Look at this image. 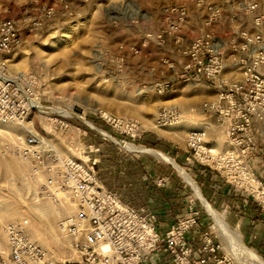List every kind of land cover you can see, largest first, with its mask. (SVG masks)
I'll return each instance as SVG.
<instances>
[{
	"label": "rangeland",
	"instance_id": "374dc122",
	"mask_svg": "<svg viewBox=\"0 0 264 264\" xmlns=\"http://www.w3.org/2000/svg\"><path fill=\"white\" fill-rule=\"evenodd\" d=\"M208 1L219 10L220 18L206 27L207 15L190 0H0V19L13 21L21 39L18 48L0 59L5 62L2 72L26 86L34 103L50 111L41 113L33 109L23 123H0V264H12L5 236L8 225L21 226L24 234L54 263L78 259L70 237L59 228V222L71 215L74 207L68 202L60 201L57 205L38 197L41 176H33L32 163L14 154L29 134H37L59 159H90L95 151H82L81 146H117L113 142L121 140L140 148L170 146L178 168L188 179L194 178L187 170L190 165L198 172L207 169L219 175L199 164L186 147L190 131H203L208 124H214L215 120L204 113L203 104L214 101L216 89L203 79L188 82L176 65L169 67L175 58L171 42L168 37L163 44L157 39V34L167 31L168 26L162 13L175 5L185 7L187 18L179 28L184 43L199 38L203 32L218 40L227 66L223 76L229 81L240 79L242 62L248 60L246 51H227L234 34L243 31L264 35V26L253 25L243 0ZM43 7L52 10V16L44 21L40 19ZM257 15L264 16L263 5ZM238 45L242 46V42L238 41ZM161 59L168 60V64ZM182 59L177 58L184 63ZM163 83L168 87L161 91L157 86ZM163 110H167L165 115L159 116ZM90 127L115 140L112 142ZM218 137L216 132L207 131L202 146L230 150L226 141ZM255 156L247 161L248 168L254 180L261 179L264 187L261 145ZM182 179L178 177V205L183 212L178 213L171 226L194 222L184 235L192 249L191 258L200 256L207 234L220 248L218 257L228 264L252 263L238 251L233 235H226L219 227L220 218L235 230L242 246L264 263V210L254 189L243 183L235 187L222 178L241 192L242 202L257 208L252 214L243 210L223 214L199 195L202 184L190 180L192 187ZM189 190L192 193H186ZM258 191L263 189L259 187ZM185 193L194 195L193 202L188 201L187 205L181 201L185 200ZM195 230L200 234L197 246L186 238Z\"/></svg>",
	"mask_w": 264,
	"mask_h": 264
},
{
	"label": "built area",
	"instance_id": "2783aa9c",
	"mask_svg": "<svg viewBox=\"0 0 264 264\" xmlns=\"http://www.w3.org/2000/svg\"><path fill=\"white\" fill-rule=\"evenodd\" d=\"M190 1L207 15L206 27L219 20V10L208 0ZM243 4L253 25L263 27L264 16L257 13L260 5L264 7V0L251 3L243 0ZM162 15L167 21V31L159 32L157 39L160 44L166 37L171 42L175 58L169 67L176 65L188 82L201 79L210 82L217 92L214 101L203 104L204 113L215 120V126L208 124L203 131H190L186 136V147L199 164L216 171L226 182L236 187L237 183L245 185L251 179L258 184L257 189L260 187L264 191L261 179L254 180L247 162L255 156L259 145L264 148V35L243 31L234 34L227 51H246L248 60L242 62L240 79L229 81L223 76L227 66L223 62V47L216 38L207 32L188 43L181 38L179 28L187 18L185 7L175 5L165 9ZM51 16V9H41L40 19L44 21ZM36 25L40 26V22ZM238 41L242 46L239 47ZM20 43L16 24L0 19V59L18 48ZM161 62L167 65L169 61L161 59ZM4 64L0 62V123L20 124L34 109L25 96L29 97L30 91L26 86L19 90L14 82L8 81L10 77L2 72ZM167 87L165 83L157 86L161 91ZM166 111L159 116H164ZM207 131L216 132L230 150L217 151L202 146ZM81 148L94 152L99 146ZM14 154L32 163L33 176H41L38 197L57 205L61 204L60 201L68 202L74 207V212L59 222V228L70 237L78 259L54 263L24 234L21 226L8 225L5 236L12 264H141L144 256L158 249L170 256L172 264H228L218 257L220 248L207 234L200 256L194 260L191 258L192 249L184 237L193 226L191 220L174 224L161 236L155 230L154 215L131 208L104 188L88 157L59 159L51 146L37 134H29ZM259 203L264 210V201Z\"/></svg>",
	"mask_w": 264,
	"mask_h": 264
},
{
	"label": "crops",
	"instance_id": "0c3cea01",
	"mask_svg": "<svg viewBox=\"0 0 264 264\" xmlns=\"http://www.w3.org/2000/svg\"><path fill=\"white\" fill-rule=\"evenodd\" d=\"M141 148L146 151H155L177 165V157L172 155L170 146H154V149ZM90 160L106 190L114 193L122 203L131 208L141 209L145 214L154 215L155 230L161 236L170 229L178 213L183 212L179 210L178 205L180 186L178 177L181 179L182 177L178 175L174 165L149 153L127 151L118 145L113 146L106 143L99 146ZM255 161L261 164L258 159ZM187 170L194 177H189L193 184H195L194 181L202 184V191L199 190V195L202 194L214 210L223 214H228L231 211L240 213L242 210L250 211L251 214L257 212L254 205L248 206L247 202H242L239 199L242 196L241 192L228 186L219 175L207 169L198 172L191 165ZM188 187L190 186L188 185ZM190 189L193 191L191 187ZM188 192L191 191L186 193ZM186 193L184 194L185 200L182 198L181 201H185L187 205L188 201L193 202L194 195ZM196 231L188 233L186 237L187 241L194 246H197L200 240V234ZM141 264H172V262L170 256L163 249H158L154 253L144 256Z\"/></svg>",
	"mask_w": 264,
	"mask_h": 264
},
{
	"label": "bare ground",
	"instance_id": "6f19581e",
	"mask_svg": "<svg viewBox=\"0 0 264 264\" xmlns=\"http://www.w3.org/2000/svg\"><path fill=\"white\" fill-rule=\"evenodd\" d=\"M5 80V79H4ZM9 82H14L16 85H17V87L19 88V90H22V83H20V82H18V81H16V79H13V78H10L9 80H8ZM26 97H27V99H28V104H29V106L30 107H32V108H34L35 110H37L38 112H43V113H48V112H50V111H48L47 109H44V108H42V107H40V105H37V103H34V99H32L31 97H28L27 95H25ZM59 113H61V112H59ZM67 114V113H66ZM65 114V115H66ZM116 144H118V145H120V147H122V148H124L125 150H127V151H132V152H136V151H141V152H145V153H149V154H151V155H153V156H155V157H157V158H160V159H162L163 161H166V162H168L169 164H172V165H174V167L177 169V172L186 180V182L187 183H189V184H191L192 185V187H193V184L191 183V181H190V179H188L187 178V176H186V174L180 169V168H178V167H176V165L170 160V159H168V158H164L163 156H161L159 153H157V152H154V151H146V150H144L143 148H140V147H137V146H131L130 144H127V143H124V142H117L116 141ZM245 184H247V185H249V188L251 187V188H253L254 189V191H253V193H255L256 195H258V196H260L259 198L258 197H255L253 194V196L255 197V198H257L258 200H260V201H264V191L263 192H259L258 191V189H257V187H258V184L255 182V181H253V180H251V179H249V181L248 182H246ZM195 188V187H194ZM246 188H247V186H246ZM248 191V190H247ZM249 192V191H248ZM250 193V192H249ZM261 198V199H260ZM210 211V210H209ZM217 220H218V218H217ZM219 225H221V226H219V227H221V229H224V231H225V233L226 232H229V234L228 233H226V235L228 234V235H233V237H231L235 242V245H236V247L237 248H239V252L245 257V259H247V260H249V262H252L251 264H264L258 257H256L252 252H250L249 250H247V249H245L243 246H242V244H241V242H240V239H239V237H238V234L235 232V230H233V229H230L226 224H224V222L219 218ZM218 225V224H217ZM222 237V236H221ZM220 237V238H221ZM228 237V236H227ZM237 238V239H236ZM222 239V238H221ZM224 239H227L226 237L224 238ZM229 240V239H228ZM231 247V246H230ZM227 249H229V248H227ZM233 249V248H232ZM237 251V250H236ZM234 257V256H233ZM235 258H236V256H235ZM244 263V262H243Z\"/></svg>",
	"mask_w": 264,
	"mask_h": 264
},
{
	"label": "water",
	"instance_id": "95a60500",
	"mask_svg": "<svg viewBox=\"0 0 264 264\" xmlns=\"http://www.w3.org/2000/svg\"><path fill=\"white\" fill-rule=\"evenodd\" d=\"M86 126H88V125H86ZM89 127V126H88ZM90 129L91 130H93L95 133H97V134H99V135H101V136H103V135H105V136H103V137H107L109 140L111 139V141L113 142V140H115V139H113L112 137H108L106 134H104L103 132H101L100 130H98V129H96V128H91L90 127ZM103 134V135H102ZM117 142H122L121 140H116ZM113 144H115V145H118V144H116L115 142H113ZM118 146H120V145H118ZM176 165V164H175ZM176 167H178L177 165H176ZM183 171V170H182Z\"/></svg>",
	"mask_w": 264,
	"mask_h": 264
}]
</instances>
